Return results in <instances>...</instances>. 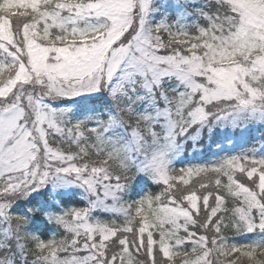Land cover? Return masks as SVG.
Returning <instances> with one entry per match:
<instances>
[{
  "label": "snow or ice",
  "instance_id": "snow-or-ice-1",
  "mask_svg": "<svg viewBox=\"0 0 264 264\" xmlns=\"http://www.w3.org/2000/svg\"><path fill=\"white\" fill-rule=\"evenodd\" d=\"M0 264H264V0H0Z\"/></svg>",
  "mask_w": 264,
  "mask_h": 264
},
{
  "label": "trees",
  "instance_id": "trees-1",
  "mask_svg": "<svg viewBox=\"0 0 264 264\" xmlns=\"http://www.w3.org/2000/svg\"><path fill=\"white\" fill-rule=\"evenodd\" d=\"M256 137H259L260 136V132H256V135H255ZM214 147L212 148V150L214 151Z\"/></svg>",
  "mask_w": 264,
  "mask_h": 264
},
{
  "label": "rangeland",
  "instance_id": "rangeland-1",
  "mask_svg": "<svg viewBox=\"0 0 264 264\" xmlns=\"http://www.w3.org/2000/svg\"><path fill=\"white\" fill-rule=\"evenodd\" d=\"M253 135H256V132H254ZM214 151H215V149H214Z\"/></svg>",
  "mask_w": 264,
  "mask_h": 264
}]
</instances>
